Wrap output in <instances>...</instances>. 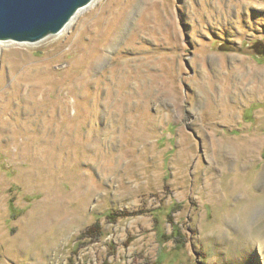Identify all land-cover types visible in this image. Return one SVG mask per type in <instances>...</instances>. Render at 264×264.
Returning a JSON list of instances; mask_svg holds the SVG:
<instances>
[{
    "label": "rangeland",
    "instance_id": "obj_1",
    "mask_svg": "<svg viewBox=\"0 0 264 264\" xmlns=\"http://www.w3.org/2000/svg\"><path fill=\"white\" fill-rule=\"evenodd\" d=\"M82 10L0 44V264H264V0Z\"/></svg>",
    "mask_w": 264,
    "mask_h": 264
},
{
    "label": "water",
    "instance_id": "obj_2",
    "mask_svg": "<svg viewBox=\"0 0 264 264\" xmlns=\"http://www.w3.org/2000/svg\"><path fill=\"white\" fill-rule=\"evenodd\" d=\"M93 0H0V42L38 43L58 35ZM261 57L255 43L242 50Z\"/></svg>",
    "mask_w": 264,
    "mask_h": 264
},
{
    "label": "bare ground",
    "instance_id": "obj_3",
    "mask_svg": "<svg viewBox=\"0 0 264 264\" xmlns=\"http://www.w3.org/2000/svg\"><path fill=\"white\" fill-rule=\"evenodd\" d=\"M95 1H96V0H94L93 3H94ZM93 3H91L89 6H91ZM89 6H88V7H89ZM88 7L86 6V7H84V8H88ZM82 9H83V8H82ZM82 9H81V10H82ZM82 11H83V10H82ZM78 13H80V12H78ZM72 21H73V19L70 21L69 24H71ZM69 24H68V25H67V26H66V27L60 32L61 34L64 32V30H66V29L68 28ZM60 33H59V34H60ZM1 43H2V42H0V44H1Z\"/></svg>",
    "mask_w": 264,
    "mask_h": 264
}]
</instances>
